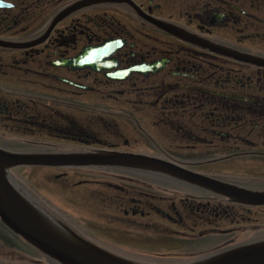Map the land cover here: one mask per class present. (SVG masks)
<instances>
[{"label": "flooded vegetation", "instance_id": "1", "mask_svg": "<svg viewBox=\"0 0 264 264\" xmlns=\"http://www.w3.org/2000/svg\"><path fill=\"white\" fill-rule=\"evenodd\" d=\"M0 150L137 158L7 172L46 218L123 260L263 243L264 0H0Z\"/></svg>", "mask_w": 264, "mask_h": 264}, {"label": "water", "instance_id": "2", "mask_svg": "<svg viewBox=\"0 0 264 264\" xmlns=\"http://www.w3.org/2000/svg\"><path fill=\"white\" fill-rule=\"evenodd\" d=\"M134 157L24 156L0 150V221L41 254L58 264H135L76 237L53 223L10 184L8 170L24 165L89 166L133 163ZM195 264H264V242L237 248Z\"/></svg>", "mask_w": 264, "mask_h": 264}, {"label": "rangeland", "instance_id": "3", "mask_svg": "<svg viewBox=\"0 0 264 264\" xmlns=\"http://www.w3.org/2000/svg\"><path fill=\"white\" fill-rule=\"evenodd\" d=\"M30 188L35 192L38 191V188L34 187L32 183L30 184ZM0 233L3 235V237H0L1 254H29V255L38 254V252L32 249L29 245L17 239L16 237H13L11 232L9 233V231L6 228L1 227V224H0ZM5 240L8 241L9 243L6 242ZM109 249L112 250L113 252H117L118 250L116 246L109 247ZM124 249L126 250L127 248ZM119 252H121V250H119ZM37 259L40 260L41 264H50L49 260L45 256L40 255V257ZM136 263L156 264L154 262H144V261H139Z\"/></svg>", "mask_w": 264, "mask_h": 264}]
</instances>
